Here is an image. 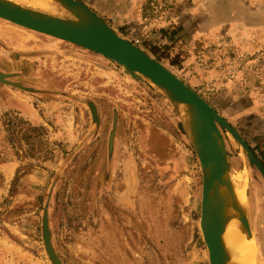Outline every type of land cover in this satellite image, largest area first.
<instances>
[{
  "label": "rangeland",
  "instance_id": "obj_1",
  "mask_svg": "<svg viewBox=\"0 0 264 264\" xmlns=\"http://www.w3.org/2000/svg\"><path fill=\"white\" fill-rule=\"evenodd\" d=\"M97 1L88 7L153 59L146 44L160 48V63L264 164V0ZM0 74V264H54L44 215L62 264H209L198 157L158 87L3 20ZM222 134L232 179H243L238 146ZM248 166L264 264V179Z\"/></svg>",
  "mask_w": 264,
  "mask_h": 264
},
{
  "label": "water",
  "instance_id": "obj_2",
  "mask_svg": "<svg viewBox=\"0 0 264 264\" xmlns=\"http://www.w3.org/2000/svg\"><path fill=\"white\" fill-rule=\"evenodd\" d=\"M54 13H44L0 0V20L22 29L67 42L101 55L119 65L134 79L146 80L169 99L198 157L201 172L200 230L208 250L209 264H248L222 253L221 224L228 201L241 221L249 222L250 205L247 189L249 166L253 164L264 179V164L248 143L203 97L174 75L162 63L153 59L131 41L120 36L107 22L79 0H51ZM6 75L0 74V82ZM94 119L97 112L90 103ZM190 124L191 130L187 128ZM225 130L235 140L243 162L247 204L241 205L234 197L231 169L222 134ZM254 228V227H253ZM42 238L45 250L54 264H62L52 243L48 219H42ZM255 244L258 247L257 237ZM258 264L259 262V247Z\"/></svg>",
  "mask_w": 264,
  "mask_h": 264
},
{
  "label": "bare ground",
  "instance_id": "obj_3",
  "mask_svg": "<svg viewBox=\"0 0 264 264\" xmlns=\"http://www.w3.org/2000/svg\"><path fill=\"white\" fill-rule=\"evenodd\" d=\"M17 5L35 9L44 13H54L51 0H8ZM187 128L191 130L190 124ZM234 197L239 204H247L245 180H233ZM249 201V200H248ZM250 205V201H249ZM255 231L252 225L241 219L234 213L229 200L224 211L221 224L222 253L234 256L248 264H258V250L255 244Z\"/></svg>",
  "mask_w": 264,
  "mask_h": 264
},
{
  "label": "trees",
  "instance_id": "obj_4",
  "mask_svg": "<svg viewBox=\"0 0 264 264\" xmlns=\"http://www.w3.org/2000/svg\"><path fill=\"white\" fill-rule=\"evenodd\" d=\"M166 31H163V34H165ZM146 47L148 48L149 53H151V55L154 57L155 60L157 61H161L162 57L164 55L161 54V49L152 45H148L146 44ZM172 65H176L177 64V59H174L171 63Z\"/></svg>",
  "mask_w": 264,
  "mask_h": 264
},
{
  "label": "crops",
  "instance_id": "obj_5",
  "mask_svg": "<svg viewBox=\"0 0 264 264\" xmlns=\"http://www.w3.org/2000/svg\"><path fill=\"white\" fill-rule=\"evenodd\" d=\"M91 1H92V0H91ZM83 3H84L85 5H87V6L92 7L93 3L98 4L99 2H98L97 0H94V1H92V4H90L91 2H84V1H83ZM98 6H102V5H98ZM96 14H97L99 17H101L102 19L105 20V18H103V15H101V14L98 13V12H96ZM105 21H106V20H105Z\"/></svg>",
  "mask_w": 264,
  "mask_h": 264
},
{
  "label": "flooded vegetation",
  "instance_id": "obj_6",
  "mask_svg": "<svg viewBox=\"0 0 264 264\" xmlns=\"http://www.w3.org/2000/svg\"><path fill=\"white\" fill-rule=\"evenodd\" d=\"M113 134H114L113 132H110L109 133V141H110L111 144H112V140H113V138H112L113 137Z\"/></svg>",
  "mask_w": 264,
  "mask_h": 264
},
{
  "label": "built area",
  "instance_id": "obj_7",
  "mask_svg": "<svg viewBox=\"0 0 264 264\" xmlns=\"http://www.w3.org/2000/svg\"><path fill=\"white\" fill-rule=\"evenodd\" d=\"M137 43H138V40H136L134 44L137 45Z\"/></svg>",
  "mask_w": 264,
  "mask_h": 264
}]
</instances>
